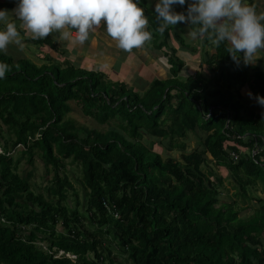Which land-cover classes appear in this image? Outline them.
Returning <instances> with one entry per match:
<instances>
[{
  "label": "trees",
  "instance_id": "1",
  "mask_svg": "<svg viewBox=\"0 0 264 264\" xmlns=\"http://www.w3.org/2000/svg\"><path fill=\"white\" fill-rule=\"evenodd\" d=\"M145 14L146 44L163 51L166 75L140 85L52 57L38 66L0 55L9 66L0 78V264H264V196L253 195L257 184L264 192V106L255 99L253 110L241 93L264 96L263 67L239 53L237 62L207 35L206 59L190 65L173 28L161 32L155 10ZM182 33L175 38L190 49ZM52 41L35 39L56 49ZM71 103L104 131L72 120ZM189 134L203 142L187 152ZM156 141L182 160L163 158ZM38 160L45 186L34 181ZM211 164L233 179L232 202ZM247 200L260 206L242 218Z\"/></svg>",
  "mask_w": 264,
  "mask_h": 264
},
{
  "label": "clouds",
  "instance_id": "2",
  "mask_svg": "<svg viewBox=\"0 0 264 264\" xmlns=\"http://www.w3.org/2000/svg\"><path fill=\"white\" fill-rule=\"evenodd\" d=\"M140 3L141 0H17L12 14L33 39L58 33L59 40L81 45L103 24L116 46L131 52L152 35L146 30L149 19ZM176 5H187L186 13L176 11ZM9 13L0 10V51H6L10 44L24 46ZM155 16L161 32L168 25L186 22L198 26L189 33L193 38L207 35L217 46L226 41L229 54L237 62L241 60L239 53L245 64H252L257 50L264 49V14L257 13L246 0H156ZM8 68L0 62V78ZM248 95L253 96L251 92ZM255 99L264 106V96L257 95Z\"/></svg>",
  "mask_w": 264,
  "mask_h": 264
},
{
  "label": "crops",
  "instance_id": "3",
  "mask_svg": "<svg viewBox=\"0 0 264 264\" xmlns=\"http://www.w3.org/2000/svg\"><path fill=\"white\" fill-rule=\"evenodd\" d=\"M246 2L248 4L253 2L257 13L264 14V0H246ZM155 3L156 0H147V5L144 7L145 13L148 9L154 11ZM16 6L17 0H0V10H8L10 12L9 19L17 23L18 31L21 33V40L24 45L23 48H20L15 44H10L6 51H0V55L11 57L15 62L22 59H29L38 66H44L51 65L48 59L52 57V62L56 61L63 69H65V64L70 63L76 69L104 72L116 80H122L124 75L127 81L136 75H140V78H144L147 81H152L154 78L166 75L162 63V59L165 56L163 51L151 49L146 43L138 49H133L131 52L121 50L116 46L115 41L107 35L103 24L90 33L89 40L82 45L70 43L66 40L61 41L58 39V33H52L46 38L53 40L52 42L56 49H51L48 45L40 47L36 44L35 39L32 38L31 33H28L20 27V21L15 20L12 12ZM140 6H142V2ZM177 6L179 5L174 6L175 9ZM179 8L180 11H183L182 6H179ZM146 30H148V26H146ZM181 30V28L176 27L175 32H170L173 46H179L176 49L179 50V54L190 65L201 63L202 58L200 60L199 57L203 56L204 49L202 46L201 49L199 47H193L194 45H198L200 37H191L189 35L191 32L189 23L185 22V35L183 37L186 38L191 48H181L177 40H175L176 32ZM252 62V64L263 67L264 70V49L257 50ZM160 68L164 71L162 75L159 73ZM139 83L141 82H136L137 85H140ZM255 105H258V103L256 102Z\"/></svg>",
  "mask_w": 264,
  "mask_h": 264
},
{
  "label": "rangeland",
  "instance_id": "4",
  "mask_svg": "<svg viewBox=\"0 0 264 264\" xmlns=\"http://www.w3.org/2000/svg\"><path fill=\"white\" fill-rule=\"evenodd\" d=\"M179 9H180L179 6H177L176 7V11L180 12ZM168 26H171L173 28V30H171L173 32H175L176 27L181 28L183 30V31L181 30V32H183L181 38L183 40H185L186 44H188L186 38L183 37L185 35V30H184L185 22H180V23L177 24V26H175V25H168ZM186 32H187V30H186ZM171 39H172V37H171ZM175 40H177V39H175ZM198 45L197 46L194 45L193 47L194 48L199 47L201 49V43H200V41H199ZM177 47H179V46H175V48H177ZM208 52L209 53H213L214 51L209 48ZM201 58H202V61L206 59L204 53H203V56L202 57L201 56L199 57L200 60H201ZM159 73H161V75H162V73L164 74V71H162L161 68H160ZM139 77H140V75H136V79H135L134 82H137L139 80L138 79ZM134 82L132 84H130V85L133 86ZM134 85L137 86L136 84H134ZM249 92H251L253 94L252 97H250L248 95ZM241 93H242V96H243L244 101L246 103H248V106H250L253 110H259L260 109V106L259 105H255V103H256L255 102L256 101L255 100V96H254V93L251 91V89H250L249 86L243 88V90L241 91ZM71 106L73 108V112H71L69 114V117L72 120H75L78 125L85 126L88 129H91L92 128L93 130H96V131H104L105 127H101V126L97 125V123L93 119L84 116L82 114V112L77 108V106H76L75 103H71ZM202 138L200 139L199 137H197L195 135L189 134L187 138L182 139V141L186 144V151L187 152H190V151H193L194 149H196L197 146L200 145L203 142V139ZM153 150L155 152H157V153L162 154L163 155V158L173 157L176 160H179V161L182 160L181 159V151L180 150H175L173 152H168L167 149H166V146L164 144H160L159 141L158 142L157 141L155 142L154 147H153ZM233 156L235 157L236 155L234 154ZM208 158L211 160V156L210 155H208ZM22 166L25 169H28V170H31L32 169V167L28 164L27 160H23L22 161ZM36 166H37V169L38 170L36 172V177L34 178V181L36 183H38L39 185H41V186H45L46 185V182H43L41 180V178H42V176L44 174V167L41 164V160H38L36 162ZM211 167L215 170V172L218 175L226 178L225 179V186H226V188L228 190L224 192L223 201L224 202H232L234 200V197H235L234 194H235L236 190L234 189V181H233V179L232 178H229V172L227 170L223 169V168L218 169L217 167H215L212 164H211ZM73 175H75V178H78L79 172H77V173L76 172H73L71 174L72 180H73ZM262 190H263L262 189V186L260 184H257V189L254 190V194L253 195L254 196H257V197H263L264 196V192H262ZM240 200L241 199H239V201ZM240 206L242 207V209H241V215L240 216L242 218H247V217H251L255 213V211L259 208L260 204L256 200H252V201H248L247 200L246 202L240 204Z\"/></svg>",
  "mask_w": 264,
  "mask_h": 264
},
{
  "label": "built area",
  "instance_id": "5",
  "mask_svg": "<svg viewBox=\"0 0 264 264\" xmlns=\"http://www.w3.org/2000/svg\"><path fill=\"white\" fill-rule=\"evenodd\" d=\"M63 254H64V253L61 252V253L59 254V256H57V257H60V256H62ZM71 258L75 259V261L77 260V257H74V256H73V257H71Z\"/></svg>",
  "mask_w": 264,
  "mask_h": 264
}]
</instances>
